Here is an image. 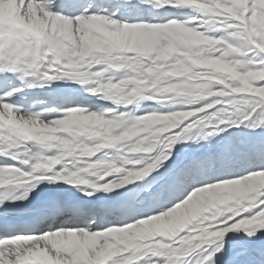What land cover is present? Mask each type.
Wrapping results in <instances>:
<instances>
[{"label":"clouds","instance_id":"1","mask_svg":"<svg viewBox=\"0 0 264 264\" xmlns=\"http://www.w3.org/2000/svg\"><path fill=\"white\" fill-rule=\"evenodd\" d=\"M54 2L45 0L43 6H31L30 12L23 19L13 18L8 0L0 2V37L4 41L0 49V74L14 75L27 89L43 88L53 82L76 84L97 99L111 103L116 108H127L129 112L113 115L109 120L105 117L115 112V109L89 112L87 108H68L63 111L62 118L45 122L42 117L48 111L56 112V108L41 112L28 110L18 120L8 111V120L0 116V130L8 125L7 135H0V145L4 146L0 148V154L24 149L14 155L22 158L24 164L35 161L32 164L34 171L52 172L62 161L67 162L64 173L68 172V165L82 170L78 166L87 163L85 153L95 155L99 148L106 146L104 142L107 138L123 135V130L129 128L150 127L157 131L162 128L171 129L192 115L207 112L210 107L220 104L223 97H234V111H218L217 116L225 117L220 123L238 116L256 100L264 103V85L257 87L264 82V59L249 55L251 49L264 54V0H258L260 11L250 9L249 0H144L156 12L171 9L181 12L183 18L129 26L134 38L151 46L148 52H141L135 47L113 48L100 42L88 55H83L84 37H87L89 43L100 40V34L94 29H88L78 22L65 23L62 18H58L55 42L43 30L54 19L47 11ZM105 27L120 30L114 26ZM97 65L103 67L99 72H93L92 68ZM110 69L114 73H123V76L116 83L112 82L114 76L106 78V83H101L104 73ZM217 86H220L219 90H216ZM146 102H152L158 108L148 115L135 116L133 110ZM196 105L203 107L196 108ZM84 115L100 116L102 123H93L87 128L73 125L71 130L61 126L70 117ZM215 119L216 116L212 115L201 117L196 127L209 128ZM49 130L51 134H47ZM65 131L69 138L56 134ZM206 136H213V132L208 131ZM156 139L158 137L144 136L136 144H125L119 150L123 155L118 156L113 164L102 161L87 167L93 169V175L101 177L116 172L117 179L110 182L112 185L123 184L125 180L131 183L137 178L145 179V168L136 167L144 162L143 159L132 160L131 157L147 151L144 145H151ZM97 140L99 144L95 143ZM28 144L32 147H27ZM125 148L127 151H124ZM50 152L55 154H46ZM53 160L56 164L50 165L49 162ZM116 163L120 165L119 172L115 168ZM129 164L133 165L132 170L126 169ZM146 167L152 168L153 165L148 164ZM120 172L124 174L120 175ZM22 175L30 176L32 173L24 172ZM34 178L55 180L54 176L47 175ZM19 182L12 171L0 169V187ZM208 187L215 191L195 199L190 195L175 206H184L178 218L164 214L169 224L165 230L145 231L141 226L133 228L131 225L128 230L109 228L105 233L98 234L97 247L108 257L120 251H132L133 255L124 264H135L137 258H142L139 254L165 256V264H179L194 248L222 240L229 231L252 227L260 229L264 226L262 219L254 225L238 221L230 228L220 227V224H227L228 220L247 211L259 195H264V181L257 182L255 190L246 185L224 189H217L216 185ZM3 202L0 198V204ZM183 232L187 235L180 237ZM157 236L177 246L173 247L172 243L154 245L148 242ZM39 243L18 238L14 247L36 248Z\"/></svg>","mask_w":264,"mask_h":264},{"label":"snow or ice","instance_id":"2","mask_svg":"<svg viewBox=\"0 0 264 264\" xmlns=\"http://www.w3.org/2000/svg\"><path fill=\"white\" fill-rule=\"evenodd\" d=\"M8 2L10 5L9 11L13 18L16 19H23L25 14L30 12L31 6H43L45 4V0H8ZM69 7H75L79 9V11L71 13L68 11ZM108 7H111L113 10L107 12L106 9ZM248 7L253 11L261 10L258 0H249ZM147 8L154 10L149 4L145 3L144 0H116L115 4H106L105 0H100L99 3H89L87 6L81 5L79 0H59V2L58 0H55L54 4L47 8V11L53 15L54 19L49 21L46 29L43 30H45L50 35L52 41L55 42L57 39L56 19L58 18H62L65 23L78 22L80 25L85 26L88 29H94L100 34V40L95 43H89L87 37H84L85 44L83 55H88L89 52L100 42L107 43L113 48L131 49L135 47L141 52H148L151 50V46L142 44L137 38H134L130 34L129 26L163 23L172 18L182 19L183 15L181 12L174 10L170 13V18L161 22H157L155 18L147 21L139 20L137 22H125L123 20H118L117 18V13L121 12L126 13L129 16H141L145 14ZM92 9H96V11H92ZM148 14L151 15V13ZM249 15H251V12ZM105 26H114L116 29L120 30H110ZM3 45V38L0 37V49L3 48ZM128 54L131 55V51H129ZM249 55L250 57H255L257 59H264V54L259 53L257 49H251ZM170 62L171 61H169V63ZM102 67L103 65H97L92 68V71L99 72ZM110 72H113V70L110 69L107 73ZM107 73H104L105 79L108 78L105 75ZM117 80V77L114 76L112 82L116 83ZM101 83H103L102 79ZM261 85H264V82L258 84L257 87H260ZM219 87L220 86H217L216 90H219ZM21 91V89L14 87H9L7 89L0 88V116H2L4 120H8V111H11L18 120L25 115L26 111L30 110L14 107L10 103L11 99ZM236 99H238V97ZM234 102V97H223L220 104H217L215 107H210L207 112H201L199 115H192L190 119L185 120L178 126L173 125L171 129L162 128L157 131L150 127H141L123 130V135H114L107 138L104 142L106 146L99 148L95 155L85 153L87 163L78 166V168L82 170L73 168L72 170H68L67 173H64L61 169L65 168L67 162L62 161L58 165L60 166L59 168H54L52 172L42 173L33 170L32 164H34L35 161H32L31 164H24L21 162V159H18L14 155L15 152H23L24 149L22 148L13 149L7 154H0V156L5 157L6 159L22 163L29 168V170L25 171L14 165L0 166V169L12 171L14 175L19 178L20 182L15 185H34L35 182L38 181L34 177L50 174L55 177L56 181H63L69 185H88L96 191L111 193L129 184L145 179L137 178L135 182L131 183L128 180H125L123 184L112 185L106 178L112 177L116 174V172H113L110 175H102V177L97 176L102 183L90 184L86 177L88 175H93V169L87 167V165H96L97 163L88 161L97 157V155L103 150L113 148H118L120 150L125 144H136L144 136L158 137L153 144L144 145L147 151L137 153L144 154L141 157L144 162L137 168H145L143 175H145L146 178L150 176L148 174L149 172L150 174L153 172H158L159 174L127 194V202L118 214V218L125 221L123 226H112L107 227L102 231L93 232L91 225H89L82 233L73 231L80 229H60L59 231L56 230L38 236L18 235L11 238H5L3 241H0V261H2V264H124V261L133 255L132 251L124 250L108 257L102 249L97 247L98 234L105 233L109 228L128 230L129 225L133 226V228L141 226L145 231H163L169 227L164 214H166L167 217L178 218L182 213L184 206L182 205L180 208H176L175 206L181 204V202L187 199L190 195L195 199L204 193L215 191L208 187L210 185H216L217 189L246 185L249 189L255 190L257 182L264 181V140L255 144H244L242 142L230 141L229 144L226 145V150L222 153L210 157H202L182 166L168 168L163 172L159 171L160 168H162L171 158V149L175 143L180 140L181 136L186 135L192 129L196 128V122L202 117V115H208L210 111L213 110L216 112H222V107L217 106H222V103H226L233 107ZM195 107L202 108L203 105H196ZM88 111L103 112L106 110L97 108L93 111L91 108H88ZM113 115L119 116L113 112L111 115L105 117V119L110 120ZM145 115L148 114L139 116ZM257 121L259 125H264V103H261L258 100L250 103V105L241 111L238 116L233 117L234 126L244 125L250 127L253 131L258 127ZM245 122L248 123L245 124ZM93 123L97 125L101 124V117L87 115L79 117L73 116L61 126L65 129L71 130L73 125L87 128ZM7 128L8 125H4L2 130H0V135H7ZM47 134H51V130H49ZM56 134L69 138L67 131ZM81 139H83V136ZM95 143L99 144L100 141L97 140ZM2 147L4 146L0 145V148ZM27 147L30 148L32 145L28 144ZM124 151H127V149L125 148ZM113 163L114 162H107V164ZM49 164H56V161H50ZM148 164H152L153 167L147 168L146 166ZM70 166L71 165H68V169ZM115 168L117 172H119L120 165L116 163ZM237 170L243 173L239 178L223 179L224 176L231 175ZM210 171H214L216 175H207ZM24 172L32 173V175L23 176L22 173ZM120 174L123 175L124 173L120 172ZM225 182L231 183L229 184ZM197 189H200L201 191H196ZM262 191H264V189H262ZM26 196L27 193L21 196L20 200L25 199ZM3 203L0 204V206H2ZM169 209H173V211H169ZM92 219L94 220L95 218L92 217ZM222 219H227V217H223ZM262 219H264V195H259L247 211L242 212L234 219L228 220L227 224H220V227L230 228L231 225L237 224L238 221H245L254 225L257 221ZM127 220H132L133 222L127 223ZM260 229H264V226H261ZM213 231H216V229H213ZM235 231L237 230L229 232ZM186 235V232L180 233V237ZM180 237H177V239H180ZM247 237V239L240 238L245 254L253 253L255 249L251 246L264 239L260 236H255L254 233L251 232L247 234ZM18 238L41 243H39L36 248L26 247L23 249H17L14 247V243ZM148 242L154 245H166L172 243L173 247L177 246L174 242L164 240L160 236H157L155 240ZM208 244L209 243H205L200 248H194L183 258H189L192 254L204 249ZM216 252H219L220 255L219 257H216V259H213V257L216 256ZM139 255L142 256V258L145 257L143 254ZM228 256L229 249L224 247L223 244H220L214 252L202 259L200 264H216L217 260L226 261ZM153 257L166 258L165 256ZM142 258H137L135 264H138V261H141ZM157 264H165V261L163 259H157ZM185 264H194V261L186 260ZM231 264H240L239 258L237 257L236 259H233ZM262 264H264V262H262Z\"/></svg>","mask_w":264,"mask_h":264},{"label":"bare ground","instance_id":"3","mask_svg":"<svg viewBox=\"0 0 264 264\" xmlns=\"http://www.w3.org/2000/svg\"><path fill=\"white\" fill-rule=\"evenodd\" d=\"M0 2H2V0H0ZM58 2H59V0H58ZM94 2L99 3L100 0H79V3L83 4L84 6H87L89 3H94ZM105 3L106 4H115L116 0H105ZM112 10L113 9L111 7H108L106 9L107 12H111ZM68 11L71 13H76L75 7H69ZM92 11H96V9H92ZM171 12H172V10H170V9H164V10H161L160 12H155L154 10L147 8L145 10L144 15L129 16L126 13L121 12V13H117V18H118V20H123L125 22H137L139 20L147 21V20L153 19V18L162 20V19H166L167 17H169ZM148 13H151V15H149ZM105 75H106V77L115 76V77H117V79H119L123 76V73L110 72V73H107ZM9 82L11 84V87L22 89V91L19 92L15 97L28 98V99L34 101V103L50 102L48 97H53V99L55 101H58L59 97H63V99H65V100L66 99L74 100L75 105L76 106L78 105L77 107H79V108H87L88 109V108H91V104H94V105H96L99 108L104 109V110L106 108H110L111 110L115 109L116 115H120L121 112H124V113L129 112V109H127V108H124V107L116 108V106L111 104V103L97 99L95 96H92L89 93L85 92L79 85H76V84L58 82L59 84L57 86H53L51 84L50 86H46L43 88L27 89V88H24V86L20 84V82L17 80V78L15 76H13L11 79H9ZM102 82L106 83L107 79L102 78ZM11 105L14 107L20 108V106H18L16 104H11ZM75 105L74 104L69 105V106L65 105L61 108H56L57 114L59 116L58 118H62V113L65 109L75 108L76 107ZM149 105L150 104L144 103L138 109H134L133 114L135 115L139 112L149 110V107H150ZM46 121L47 120H45V122ZM204 132L207 133V130ZM204 138H202V139H204ZM208 143H209V147H208L209 149H210V147H212V144H213V146L215 145L214 142L213 143L208 142ZM197 147H198L197 142L189 143V144L183 143V144L179 145L176 149L171 151V158L165 163V165L162 168H160L159 171L163 172L168 168L175 167V166H182L184 164H188V163L193 162L194 160L199 159L200 157H197L198 155L196 156L197 158H194L195 153L198 152ZM218 149H220V148H218ZM207 151H209V150L205 149L204 152H207ZM46 154L51 155V154H55V153L50 152V153H46ZM116 155L113 153V154H111L112 157H110V158H108V156H110L109 154L105 157L101 156L100 158H97L95 161H93V163L107 161L106 158L109 159L107 162H115L117 159ZM210 156H213V155L207 153L206 155L204 154V156H201V158L202 157H210ZM1 157L4 158V160L6 162H8L9 165H14V166L20 167L21 170H25V171L29 170V168L24 166L22 163L13 162L9 159H6L3 156H1ZM112 158H114L115 161H114V159H113V161H111L110 159H112ZM18 159H22V158H18ZM90 161H88V162H90ZM30 164H31V162H30ZM0 166H3V165H0ZM57 167L59 168L60 166H57ZM72 169H73V167L70 166L68 170H72ZM126 169L132 170L133 167H127ZM61 170H64V169H61ZM158 174H159L158 172H153L152 174H150L149 177L145 178V180L138 181V182H135L133 184H129V185H127L123 188L117 189L111 193L96 191L95 189L90 188L88 185H69V184L64 183L63 181H56V180H54V181L59 182L61 184L71 186L69 190L64 192V196L67 197L71 201L76 200V201H81L82 203H85V204L93 203L95 205H99L101 203H105V204L117 203L118 205H120L121 203L127 202V194L128 193L132 192V190L137 188L138 186L147 183L149 180H151L154 176H156ZM242 174L243 173L241 171L237 170V171H234L231 175L224 176L223 179L239 178V176ZM120 175H122V174H120ZM207 175L215 176L216 173L214 171H210L207 173ZM47 176H51V175L49 174ZM86 178L89 180L90 184L102 183L99 181L98 177L95 175H88ZM106 179L108 180V182H111L112 180L117 179V174H114L112 177H108ZM45 180H53V179H43V180H38L37 182L45 181ZM22 185H24V184H22ZM5 186L14 187V186H20V185H5ZM5 186H3V187H5ZM204 186H206V185H204ZM0 188H2V187H0ZM189 194H190V192H189ZM90 216H92V214H91V212L88 211V212H86V216L84 217V220H85L84 222H79L78 219H67V220H63L60 223L58 221H56L52 225H45L44 228L46 231L44 232V234H47L49 232H54V231L60 230V229L85 230V229H87V227L89 225H91L92 231L95 232V231H102L103 229L105 230L106 228H104V227L123 226L125 223V221L118 218L117 216H112V217H108L106 219V221L104 222V224L102 226L103 228H101V227L95 228L94 226L96 224V220L95 219L94 220L89 219L88 217H90ZM130 221H132V220H127L126 222L130 223ZM249 232L254 233L255 236H260V237L264 238V229H257L255 227H252L249 229H240V230H237L235 232H229L223 237L222 240L211 241L208 245L205 246L204 249L199 250L197 253L192 254V256H190L189 258H182L181 261H179V264H185L186 260H193L194 264H200L201 260L206 258L207 255L214 252L215 249L220 246V244H223L224 247L229 249V256L227 257L226 261L217 260L216 264H231V261L233 259H236L237 257L239 258L240 264H262V262H264V239H262L261 241H258L255 245L251 246L252 248L255 249V251L253 253H248V254L244 253L240 238L247 239L248 238L247 234ZM158 242H162V241H158ZM219 255H220V253L216 252V256L213 257V259H216V257H219ZM157 259H163L164 261L166 260V258H155L151 254H149L148 256L143 257L141 261H138V264H157Z\"/></svg>","mask_w":264,"mask_h":264},{"label":"rangeland","instance_id":"4","mask_svg":"<svg viewBox=\"0 0 264 264\" xmlns=\"http://www.w3.org/2000/svg\"><path fill=\"white\" fill-rule=\"evenodd\" d=\"M172 11H174V10H172ZM168 18H170V16L167 17L166 19H168ZM166 19H162V20L156 19V21L161 22V21H165ZM221 34L222 33H217V35H221ZM146 104H150L149 110L139 112V113L135 114V116L149 114L154 109L158 108V106L152 102H146ZM217 107H222V112H224V113H231L232 111H234L232 106L230 104H226V103H222V106H217ZM97 108H99V107L93 106V107H91V110L95 111ZM109 109L110 108H106L105 110L107 111ZM123 113L124 112H121L120 114H123ZM216 113L217 112L213 110V111H210V113L208 114V115L216 116V119L212 122L211 127H209V129L208 128L202 129L201 127H196L194 129H192L186 135L181 136L180 140H178L175 143V145L172 147L171 151H173L174 149H176L179 145H181L183 143L189 144V143L197 142L198 143V147H197L198 152L195 153L194 158H197V157L201 158V156H204V154L206 155L207 153H209L211 155H216V154L224 152L226 150V145H228L230 141L242 142L244 144H255V143H259L260 141L264 140V125H259L258 121H257L258 127L255 131H253L250 127H247L244 125L234 126L233 118H227L226 122L221 124L220 120L225 119V117L217 116ZM204 116H207V115H202V117H204ZM247 123L248 122H245V124H247ZM234 128H236L238 131L237 132L233 131ZM206 130H207V132L211 130V132H213L214 135L210 136V137L206 136V132H204ZM202 138H204V139H202ZM208 142H212V143L214 142L215 145L213 146V144H212V147H210V149H209L208 148L209 147ZM218 148H220V149H218ZM205 149H208L209 151L204 152ZM107 153L110 155V156H108V158L112 157L111 154H113V153L115 155L117 154L116 155L117 157H118V155L119 156L123 155V153H121L118 148L106 149V150H103L101 153H99L97 155V157L92 158L90 162L95 161L97 158H100L101 156L102 157L107 156L108 155ZM143 155L144 154H135L131 157V159L132 160L141 159V157ZM108 158H106L107 161L109 160ZM113 159L114 158H112L110 160L113 161ZM114 161H115V159H114ZM137 166L139 167V165H137ZM127 167H133V165L129 164L126 166V168ZM131 222H133V221H130V223ZM42 231H45V230H42Z\"/></svg>","mask_w":264,"mask_h":264}]
</instances>
